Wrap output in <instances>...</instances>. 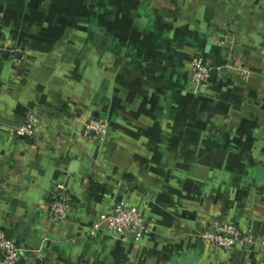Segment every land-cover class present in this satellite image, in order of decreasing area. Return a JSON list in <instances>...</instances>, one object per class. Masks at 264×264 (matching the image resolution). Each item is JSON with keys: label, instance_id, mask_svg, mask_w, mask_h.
Here are the masks:
<instances>
[{"label": "crops", "instance_id": "obj_1", "mask_svg": "<svg viewBox=\"0 0 264 264\" xmlns=\"http://www.w3.org/2000/svg\"><path fill=\"white\" fill-rule=\"evenodd\" d=\"M0 37V235L19 264H264V242L200 238L225 221L264 238V0H0ZM193 60L216 71L203 90ZM31 113L36 138L15 137ZM120 201L148 228L136 243L92 232Z\"/></svg>", "mask_w": 264, "mask_h": 264}, {"label": "built area", "instance_id": "obj_2", "mask_svg": "<svg viewBox=\"0 0 264 264\" xmlns=\"http://www.w3.org/2000/svg\"><path fill=\"white\" fill-rule=\"evenodd\" d=\"M1 39V37H0ZM12 48L3 46L0 40V57L3 52L11 54ZM210 68L199 60H193L187 69V78L193 89L203 90L207 87ZM40 123L35 114L27 116L25 122L13 128L15 137L35 139ZM84 139L103 141L108 134L107 122L104 119L88 117L81 128ZM71 203V197L63 191L61 186H54L49 192L46 215L52 222L65 218ZM103 227L113 238L122 242H138L148 233L142 213L127 202H117L107 212L99 213L96 217L93 231ZM200 238L210 249H222L228 252L238 248H252L264 242L249 231H243L230 221L215 223L211 232H203ZM20 248L8 237L0 235V264H19Z\"/></svg>", "mask_w": 264, "mask_h": 264}, {"label": "water", "instance_id": "obj_3", "mask_svg": "<svg viewBox=\"0 0 264 264\" xmlns=\"http://www.w3.org/2000/svg\"><path fill=\"white\" fill-rule=\"evenodd\" d=\"M2 54H6L5 52H3ZM19 56V53H15L14 54V57L17 58ZM209 75H210V79H212L213 76L216 75V71L211 69L210 72H209Z\"/></svg>", "mask_w": 264, "mask_h": 264}, {"label": "rangeland", "instance_id": "obj_4", "mask_svg": "<svg viewBox=\"0 0 264 264\" xmlns=\"http://www.w3.org/2000/svg\"><path fill=\"white\" fill-rule=\"evenodd\" d=\"M54 2H55V1H54ZM51 3L54 4L53 1H51ZM66 5H67V4H66ZM85 5H87V4H85Z\"/></svg>", "mask_w": 264, "mask_h": 264}]
</instances>
